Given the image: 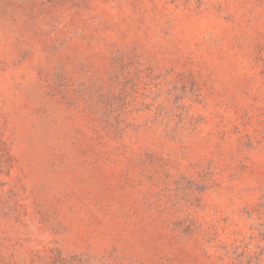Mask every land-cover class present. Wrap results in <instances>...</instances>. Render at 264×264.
<instances>
[{"label": "rangeland", "instance_id": "obj_1", "mask_svg": "<svg viewBox=\"0 0 264 264\" xmlns=\"http://www.w3.org/2000/svg\"><path fill=\"white\" fill-rule=\"evenodd\" d=\"M0 264H264V0H0Z\"/></svg>", "mask_w": 264, "mask_h": 264}]
</instances>
